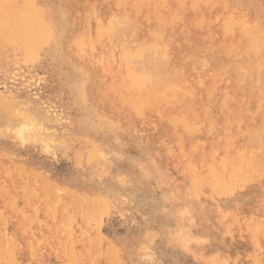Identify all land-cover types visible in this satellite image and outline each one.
I'll use <instances>...</instances> for the list:
<instances>
[{
	"label": "rangeland",
	"instance_id": "obj_1",
	"mask_svg": "<svg viewBox=\"0 0 264 264\" xmlns=\"http://www.w3.org/2000/svg\"><path fill=\"white\" fill-rule=\"evenodd\" d=\"M31 1L46 44L0 45V264H264V0ZM113 15L165 49L175 90L139 109L72 48ZM237 155V187L192 188Z\"/></svg>",
	"mask_w": 264,
	"mask_h": 264
},
{
	"label": "bare ground",
	"instance_id": "obj_2",
	"mask_svg": "<svg viewBox=\"0 0 264 264\" xmlns=\"http://www.w3.org/2000/svg\"><path fill=\"white\" fill-rule=\"evenodd\" d=\"M176 1L181 3L185 0ZM160 14L158 12L156 15L157 22L164 25L167 17ZM118 20V16L113 15L104 22L97 23L92 30V36L85 37L86 39H76L72 48L74 52L91 51L96 42H100L103 56H105L104 61L108 62L110 66L116 67L117 72L115 73L121 78L123 85L130 92V96L135 98H132L134 102L136 101L133 106L135 109H139L150 103L152 98L155 99L157 94L166 96L168 91L175 90V86L161 78L158 63L164 56L165 49L154 47L149 43L135 44L129 40H121ZM223 27L225 31L229 30V33H231L230 29L235 27L239 28L241 32L246 33L247 31L240 21L233 19L225 22ZM50 34L46 18L42 16L41 11L34 7L31 0H22L20 4H17L16 0H0V45H16L27 58H31L35 57L40 48L46 44ZM150 80L158 84L157 89L154 87L156 84L153 86L149 84ZM148 84L156 90L152 91ZM241 158L242 155H237L212 167L213 174H208L207 180L203 177H196L192 180V188L194 185V188L201 185V183L218 191L237 187L239 180L245 178L244 169L246 170L250 166L246 159L243 162ZM84 253L88 254V252Z\"/></svg>",
	"mask_w": 264,
	"mask_h": 264
}]
</instances>
